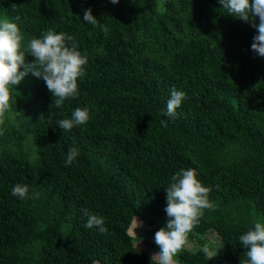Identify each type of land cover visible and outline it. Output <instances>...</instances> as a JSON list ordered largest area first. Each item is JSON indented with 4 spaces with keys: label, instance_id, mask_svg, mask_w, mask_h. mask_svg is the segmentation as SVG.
<instances>
[{
    "label": "trees",
    "instance_id": "16d2710c",
    "mask_svg": "<svg viewBox=\"0 0 264 264\" xmlns=\"http://www.w3.org/2000/svg\"><path fill=\"white\" fill-rule=\"evenodd\" d=\"M88 8L107 35L83 20ZM221 8L218 0H0V20L18 25L22 50L52 29L73 36L88 58L78 98L61 108L50 107L51 93L31 74L9 86L0 264H152L130 226L143 220L154 239L166 227L170 177L188 168L211 189L214 207L203 210L176 259L240 264L239 236L264 223V57L251 51V24ZM172 87L187 98L170 120L161 113ZM77 107L89 109L87 125L61 129L57 122ZM73 147L79 155L65 166ZM17 183L39 198L14 197ZM84 209L105 219L106 235L83 227ZM205 243L218 251L209 261Z\"/></svg>",
    "mask_w": 264,
    "mask_h": 264
},
{
    "label": "clouds",
    "instance_id": "9594fccd",
    "mask_svg": "<svg viewBox=\"0 0 264 264\" xmlns=\"http://www.w3.org/2000/svg\"><path fill=\"white\" fill-rule=\"evenodd\" d=\"M119 2L120 0H111L114 5ZM218 2L228 15L251 24L257 33L253 37L251 51L257 57H264V0ZM83 20L98 27L105 35L109 32L108 27L94 17L91 8L84 10ZM23 40L16 23L8 19L0 20V124L4 123L5 113L13 98L9 86L17 88L29 74L44 81L53 99L50 107L56 108H61L66 100L78 98V78L85 75L83 66L88 63V58L78 50L73 36L49 29L40 38L29 40L22 50ZM28 55L35 57V60L26 62ZM186 98L184 91L172 87L166 109L161 115L170 120L177 118V109ZM44 117L42 114L40 120ZM89 120V109L77 107L70 118L59 120L57 125L65 131H71L74 127L86 126ZM160 124L166 128L168 120L161 119ZM78 155L77 148H70L64 160L65 166L72 165ZM165 190L166 227L155 233L154 242L160 251L152 255V264H175L174 257L185 248L188 234L199 224L203 210L214 207L209 199L211 189L202 184L194 168L181 169L173 174ZM11 194L21 201L38 199L40 195L35 191L30 195L29 186L21 183L12 187ZM83 212L86 217L83 225L85 229L95 228L101 235L108 233L102 216L87 209ZM139 226H143L142 221H139ZM239 243L245 249L240 264H264V223L255 222L250 230L239 236ZM201 251L208 261L218 254L209 243L203 244Z\"/></svg>",
    "mask_w": 264,
    "mask_h": 264
},
{
    "label": "rangeland",
    "instance_id": "374dc122",
    "mask_svg": "<svg viewBox=\"0 0 264 264\" xmlns=\"http://www.w3.org/2000/svg\"><path fill=\"white\" fill-rule=\"evenodd\" d=\"M139 221L144 222L143 220H141L139 218H135L134 221L132 222L131 226H130V229H129L130 234L132 236H135V238H136V246L145 250V251H148L151 255L158 253L159 250L151 248L152 247L151 243L152 244L155 243L154 239L147 240V237L145 235L146 231L150 229V226L143 223V226L141 227V226H139ZM207 236H208V239H210L212 243H216V235L213 231L207 232ZM188 244L191 245V243H189V242H188ZM214 251H216V250H214ZM174 261H175V264H181L176 259V257H174Z\"/></svg>",
    "mask_w": 264,
    "mask_h": 264
}]
</instances>
